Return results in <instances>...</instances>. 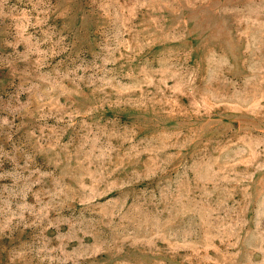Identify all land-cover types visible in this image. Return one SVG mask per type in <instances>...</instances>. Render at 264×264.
Wrapping results in <instances>:
<instances>
[{"label":"rangeland","instance_id":"1","mask_svg":"<svg viewBox=\"0 0 264 264\" xmlns=\"http://www.w3.org/2000/svg\"><path fill=\"white\" fill-rule=\"evenodd\" d=\"M0 264H264V0H0Z\"/></svg>","mask_w":264,"mask_h":264}]
</instances>
